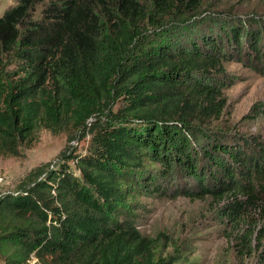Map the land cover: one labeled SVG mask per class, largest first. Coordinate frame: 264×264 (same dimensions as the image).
Returning <instances> with one entry per match:
<instances>
[{
    "label": "trees",
    "instance_id": "obj_1",
    "mask_svg": "<svg viewBox=\"0 0 264 264\" xmlns=\"http://www.w3.org/2000/svg\"><path fill=\"white\" fill-rule=\"evenodd\" d=\"M38 3L0 17V156L41 129L90 139L0 195L3 263L190 264L142 233L145 197L208 201L264 260V144L211 125L228 65L264 64V22L196 31L201 0H51L34 18Z\"/></svg>",
    "mask_w": 264,
    "mask_h": 264
},
{
    "label": "rangeland",
    "instance_id": "obj_2",
    "mask_svg": "<svg viewBox=\"0 0 264 264\" xmlns=\"http://www.w3.org/2000/svg\"><path fill=\"white\" fill-rule=\"evenodd\" d=\"M49 1L39 0L32 16L40 18L44 3ZM139 1L146 5L151 3V0ZM201 1L204 12L198 16L196 31L209 25L214 15H230L231 19L238 21L254 17L264 22V0ZM16 5L17 0H0V17ZM252 63L244 59L234 60L228 65L227 77L232 79V84L223 92L227 105L222 117L211 125L230 131V135H240L237 137L264 144V113L259 110L264 109L261 107L264 106V64ZM89 139V136L82 138L76 132L53 134L41 129L34 142L21 148L20 156H0V195L13 191L36 167L55 163L66 149L69 153L84 155ZM69 166L79 176L73 162H69ZM139 203L142 205L138 211L139 227L163 255L178 250L180 257L190 264H264L259 250L262 243L253 249L241 247L238 229L218 218L214 207L206 200L145 197ZM0 264H4L1 259ZM29 264L39 263L32 260Z\"/></svg>",
    "mask_w": 264,
    "mask_h": 264
}]
</instances>
